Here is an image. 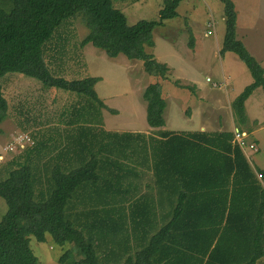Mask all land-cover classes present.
<instances>
[{
  "label": "trees",
  "instance_id": "trees-1",
  "mask_svg": "<svg viewBox=\"0 0 264 264\" xmlns=\"http://www.w3.org/2000/svg\"><path fill=\"white\" fill-rule=\"evenodd\" d=\"M182 1L163 0L158 20L128 25L113 0H0V79L23 74L79 99L66 112L73 118L65 120L69 130L59 153L40 166L28 159L17 163L0 180V197L7 205L0 221V264H38L29 243L31 238L45 242L46 234L60 248L69 244L58 264H99L95 235L103 236L111 226H117L115 231L124 226L127 245L142 242L123 264H264V168H251L254 155L248 149L249 159L233 142V131L161 130L165 101L161 85L152 83L142 94L152 135L101 129L89 139L93 129L86 124L101 126L106 108L94 89L99 78L68 81L53 75L44 60L53 33L80 14L88 29L81 45L90 44L109 58L140 61L146 74L166 80L167 65L145 48L152 45L157 26L178 16ZM219 1L225 21L219 54L236 55L253 79L231 102L234 122L244 126L246 100L258 88L264 92V68L237 39L232 0ZM7 112L0 84V123ZM239 131L252 144L250 128ZM33 146L35 153L42 148ZM139 166L148 190L128 208L143 215L130 213L128 222L127 217L115 222L107 214L116 208L111 198L140 178ZM78 206L85 208L79 215L73 213Z\"/></svg>",
  "mask_w": 264,
  "mask_h": 264
},
{
  "label": "rangeland",
  "instance_id": "rangeland-1",
  "mask_svg": "<svg viewBox=\"0 0 264 264\" xmlns=\"http://www.w3.org/2000/svg\"><path fill=\"white\" fill-rule=\"evenodd\" d=\"M232 2L237 15L236 33L243 37L250 35L257 36L255 39L263 38L264 0ZM162 5L163 0H113L114 8L125 15L128 25H133L139 20H158V10ZM176 11L178 16L163 21V24L154 29L151 36L152 45L145 48L158 62L167 65L166 80L146 74L140 61L127 59L124 55L109 58L103 51L90 44L81 45L88 29L85 18L80 14L64 22L53 33L45 44L47 49L44 51V60L53 75L68 81L99 78L94 89L106 106L101 109L104 121L102 126L112 132L116 130L114 133H140L139 130L149 128L146 122V103L142 94L152 83L161 85V94L165 101V123L161 130H248L257 120L263 122L262 88L254 91L245 102V125L238 126L234 120L231 122L230 102L251 84L253 79L236 55L229 53L224 59L219 55L225 33L221 2L183 0ZM207 31L211 34H207ZM257 44L261 45L257 46L258 48L263 49V43ZM260 65L264 68V61ZM0 84L8 104L7 117L0 123L2 180L7 176V169L15 167L17 163H27V159L30 164L35 160L32 157L34 149L31 147L13 148L17 136L28 134L36 146L40 138L32 129L46 124L54 125L59 116L65 115L79 99L73 92L45 87L41 81L19 73L5 74L0 79ZM229 85L231 88H228ZM182 86H189L192 91ZM149 133L153 134L147 130L143 135ZM262 137L264 142V133ZM10 146L13 149H10ZM261 149V154L257 156L261 161L257 167L264 168L263 143ZM253 161L254 158L252 164ZM83 207H76L73 213L79 215L85 209ZM6 212L7 205L0 197V221ZM29 247L38 264H58L59 256L69 248V244L60 248L54 245L51 236L46 234V241L43 243L31 238Z\"/></svg>",
  "mask_w": 264,
  "mask_h": 264
},
{
  "label": "crops",
  "instance_id": "crops-1",
  "mask_svg": "<svg viewBox=\"0 0 264 264\" xmlns=\"http://www.w3.org/2000/svg\"><path fill=\"white\" fill-rule=\"evenodd\" d=\"M236 36H237V39L240 40L244 44V46L250 52V54L253 57H255V59L261 64L264 61V45H263V49H260L258 47H261V45L258 46L257 43L264 44V37L255 39L257 36L252 37L250 35H247L246 37H243V36H239V34L237 33H236ZM229 53L230 52L225 53L224 55H220V54L219 55L223 57L224 59L228 57ZM227 78L230 79L228 75H227ZM228 88H231V86L229 85ZM263 110H264V107H263ZM66 118L68 120L73 117L67 114L61 115L59 116V119L56 120L57 122L54 123V125L46 124L44 126H39V127L32 129V131L33 130L35 131L34 134L40 138L39 140H37L38 141L37 147L42 145V148L39 152H36V153L34 152L35 156H32V157H34L35 160L31 162V165L40 166L41 162L46 161L49 157L59 153V151L64 147L65 145L64 139L66 137V134H68L67 131L69 130V127L65 125ZM230 119H231V122L232 120H234L232 111H230ZM248 121H249V115H248ZM103 122L104 121L102 119V125H103ZM253 122L254 120H252L251 123ZM263 122L260 123L259 120H257V122H255L256 124L249 131V136L252 139L251 142L254 143L256 146L255 151L252 150L251 152L249 150V152L254 155V161H253V164L251 165V168L254 171L258 169H263V168L257 167L258 166L257 164L259 163V161H261V159L257 158V156H259L262 152L261 144L263 143V146H264L263 137H262L264 133V123ZM86 125H88L87 127H92L93 129L92 133L88 135L89 139L95 137L96 135H99V132L101 129L104 130L105 132H110V133L116 132V130H113L114 132H112L110 129H107L105 126H102V125L101 126L94 125V124H86ZM147 130L153 132L152 129L146 127V129L144 130H139L140 132L139 134H144L147 132ZM219 131H223V129L220 128ZM227 131H230V130L227 129ZM76 132H79V131H76ZM148 135H152V133L151 134L149 133ZM148 135H145V136H148ZM137 169H138L137 174L140 178L131 180L130 183L127 184V187L124 191L119 193L118 196H114L113 198H111L116 208L118 205H120L121 207H124V208L120 207L117 209L114 208L108 211L107 213L108 217L115 219L114 220L115 222H116V219L118 218L123 219L126 217H127V222H128L130 213L133 214L134 216L143 215V212L141 210L131 211L128 208L129 204L132 201L139 198L141 195H143L148 190L146 188L147 184H149L148 179L147 177L142 176V167L139 166ZM129 186H130V189H128ZM103 214L105 213L103 212ZM83 222H85L84 218L82 220V223ZM116 227L117 226H111L107 231L102 232L104 233L103 236L108 235L106 239L100 234L95 235V236H99L98 242L100 243L99 247L96 249V252H95V256L99 264H123L128 258L133 257L137 250L139 249L141 250V248L139 247L141 246L142 242L139 245L133 244V243H130V245H127L125 243L127 238L125 239L124 235H122L123 233L122 229L124 228V226L119 228L120 231H118L119 229L115 231L114 228ZM98 242L95 241V244H97ZM138 243H140V241Z\"/></svg>",
  "mask_w": 264,
  "mask_h": 264
},
{
  "label": "built area",
  "instance_id": "built-area-1",
  "mask_svg": "<svg viewBox=\"0 0 264 264\" xmlns=\"http://www.w3.org/2000/svg\"><path fill=\"white\" fill-rule=\"evenodd\" d=\"M208 34L210 35L211 32L208 31ZM207 80L210 81V79H207ZM233 135H234L233 142L237 143L240 146V148L244 151V154H247V157L250 159L251 156L249 155V153H247V150L250 149V150L255 151V147L253 143L252 144H249V142L246 143V139H248L247 133L235 129L233 131ZM14 142H15L13 145L14 149L15 147L24 148L25 146L31 147L34 145L33 140L28 134L18 135L17 138L14 140ZM13 148L10 146V149H13ZM257 176L261 178L260 175H257Z\"/></svg>",
  "mask_w": 264,
  "mask_h": 264
},
{
  "label": "clouds",
  "instance_id": "clouds-1",
  "mask_svg": "<svg viewBox=\"0 0 264 264\" xmlns=\"http://www.w3.org/2000/svg\"><path fill=\"white\" fill-rule=\"evenodd\" d=\"M234 131V130H233Z\"/></svg>",
  "mask_w": 264,
  "mask_h": 264
}]
</instances>
